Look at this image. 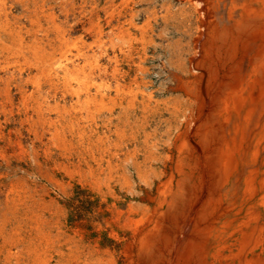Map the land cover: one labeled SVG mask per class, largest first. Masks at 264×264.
Listing matches in <instances>:
<instances>
[{
    "label": "bare ground",
    "instance_id": "bare-ground-1",
    "mask_svg": "<svg viewBox=\"0 0 264 264\" xmlns=\"http://www.w3.org/2000/svg\"><path fill=\"white\" fill-rule=\"evenodd\" d=\"M25 6L54 38L4 28L37 73L0 86V264H264V0H103L83 61Z\"/></svg>",
    "mask_w": 264,
    "mask_h": 264
},
{
    "label": "rangeland",
    "instance_id": "rangeland-1",
    "mask_svg": "<svg viewBox=\"0 0 264 264\" xmlns=\"http://www.w3.org/2000/svg\"><path fill=\"white\" fill-rule=\"evenodd\" d=\"M26 1L27 0H25V1L24 0H0V10H1L0 11V34H1L0 35V65H2V66H0V80H6V81H2V83L0 84V86H2V87L8 81L12 82L11 83L12 87H14L16 89H18L17 88L19 86V85H17L18 83L20 85H23L24 87L26 85H27V87H32V84L29 82L30 80L28 78H31L33 75H35L37 73V69H35V68H32V69H30V68L24 69V68H20L19 66H17V68H16L13 65L10 68H5L6 67L5 64H7L8 62L13 61V60H14L13 62H15V61H17V59H19V63H21L23 65V67L26 66L25 65L26 61L25 62H22V61L26 60L25 57L14 58L13 57L14 55L9 54V50L10 49H14L15 46L17 45V42H16V40L14 38V36H16V33L15 32L12 33L11 35H8L7 32L4 30V28L7 25V20L8 19H10L11 21L14 22V21H16L15 19H16L17 16H22V21L21 22H22V24H24L26 26V28H28V29L25 28L24 31L30 30V35H29V37H27L28 38L27 42L28 41H31V43H35V42L36 43H39L40 42V44H42L41 41H42L43 37L47 36V37L53 39L54 38V36H53L54 34L53 33H50L48 35V34L44 33L43 30H41L42 29L41 24L45 25V23H46V19H44L43 16L39 19V21H40L39 23L37 22V24H34V23L32 24L31 21H32V17H34L33 14L36 12L35 9H38L37 11L38 12H41V10H42L41 8H43V7L47 11L54 9V11H56L57 14H58V22L60 21L62 23L63 27L64 28L65 27L67 28V29L66 28L65 29H66V34H67V37H68L69 42L72 43V42H74V41L77 40L78 43H81L82 41H85V44H87V46L85 44L84 45H81L80 44V46H78L79 47V50H77V47H76V48H74L75 50L73 49L69 53L70 58L71 59H74V60L78 59L80 61H83L84 57L83 56H80L79 57L80 53L82 51L90 48V46L92 47V45L95 46L96 43H98L101 40V34H98V32H97V29L98 28L95 27V26L92 28V25L95 24L97 26L98 22L99 23L101 22V19H102L101 15H102L103 0H77V1L76 0H67V1L66 0H36V1L35 0H28L27 2ZM66 2H69L71 4L69 5ZM73 3H74V5H73ZM53 4H55V7L54 8H53ZM25 5H28L29 7H32L30 9H32V11L33 10H35V11L32 13L31 11L25 10V8H24V7H26ZM77 7H78V9H77ZM5 8H7V9H5ZM8 10H10V11H8ZM86 10H88V11H86ZM22 12H23V14H22ZM68 16H70V17H68ZM92 17L94 18V20H93ZM72 18H74V19H72ZM2 20L6 21V22H3ZM67 21H69V22H67ZM31 26H33V27H31ZM35 27H39V28H35ZM40 27H41V29H40ZM81 35H82V37H81ZM47 37H45V39L42 42H45ZM70 38H72V39L70 40ZM29 39H31V40H29ZM37 39H40V41L37 40ZM3 41H5V42H3ZM96 41H98V42H96ZM89 44H91V45L89 46ZM6 59L7 60L9 59V60L7 61ZM6 61H7V63H6ZM4 62H5V64H4ZM157 70H159V67H157ZM6 73H8V74H6ZM63 73L64 72L62 71V74ZM5 76H7V77H5ZM9 77H11V78H9ZM26 78L28 80H26ZM21 81H23V82H21ZM159 82L160 81H157V84H159ZM59 94H62V91H60ZM68 99H69L68 103L71 104L72 103L71 97L68 96ZM8 130H9V128L8 129H5L6 132ZM1 143H2L3 148H7L6 149V154H8V155L13 154V150H14L13 147H8V145H7V143L5 142L4 139L1 140ZM10 149H11V151H10ZM7 151H9V153ZM46 153H47V150H46V146L44 145V149L42 148V154H43V156H46ZM51 186H53L52 183H51ZM9 215L11 216L12 214H9ZM18 227H19L20 231H22L21 228L23 227V224L21 222H19L17 219H12L11 221L8 222L7 227H6V237L8 238V240H10V243H11V239H13L12 236H14L15 230H17ZM20 233H21V236H25L24 237V239H25L24 246L26 244V248L28 246L30 248L32 245L38 244V240L39 239H38V236H37V232L31 231V232L26 233L25 231H22ZM13 246H14L15 250H18L19 249V247L16 248V245H13ZM29 261H30V264H33V263H31V259ZM25 264H27V263H25Z\"/></svg>",
    "mask_w": 264,
    "mask_h": 264
}]
</instances>
